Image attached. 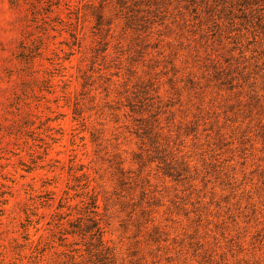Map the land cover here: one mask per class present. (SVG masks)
I'll use <instances>...</instances> for the list:
<instances>
[{
    "label": "rangeland",
    "instance_id": "1",
    "mask_svg": "<svg viewBox=\"0 0 264 264\" xmlns=\"http://www.w3.org/2000/svg\"><path fill=\"white\" fill-rule=\"evenodd\" d=\"M0 264H264V0H0Z\"/></svg>",
    "mask_w": 264,
    "mask_h": 264
},
{
    "label": "trees",
    "instance_id": "2",
    "mask_svg": "<svg viewBox=\"0 0 264 264\" xmlns=\"http://www.w3.org/2000/svg\"><path fill=\"white\" fill-rule=\"evenodd\" d=\"M18 1L19 0H11V5L12 6H17L18 5ZM91 208L93 209L91 211V213H93V214L96 213L97 204H96V199L95 198L91 199ZM95 229L96 230H95L94 236L96 237V241H97L99 247H103V239H102L103 232L98 227H95Z\"/></svg>",
    "mask_w": 264,
    "mask_h": 264
}]
</instances>
